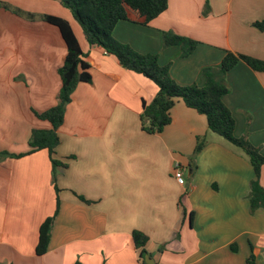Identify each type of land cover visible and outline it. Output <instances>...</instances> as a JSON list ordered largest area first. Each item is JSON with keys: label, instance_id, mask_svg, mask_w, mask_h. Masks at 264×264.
<instances>
[{"label": "crops", "instance_id": "obj_1", "mask_svg": "<svg viewBox=\"0 0 264 264\" xmlns=\"http://www.w3.org/2000/svg\"><path fill=\"white\" fill-rule=\"evenodd\" d=\"M0 3V264H143L136 231L149 238L153 264H264V209L251 212L255 172L241 149L213 135L207 118L183 101L163 132L146 133L141 116L159 91L155 83L91 47L59 2ZM44 15L71 24L92 77L66 107L54 158L67 167L56 168V183L49 152L31 153L29 145L34 130L52 129L36 114L57 105L67 55L59 29ZM263 20L264 0H169L149 26L122 21L113 37L157 55L179 85L204 87L202 71L220 67L227 52L264 61V32L253 26ZM163 32L199 45L182 58L181 48L163 47ZM227 85L223 101L235 118V137H246L264 156V72L239 62ZM199 139L206 145L195 154ZM177 165L184 185L175 178ZM58 200L48 250L39 256L40 228Z\"/></svg>", "mask_w": 264, "mask_h": 264}, {"label": "trees", "instance_id": "obj_2", "mask_svg": "<svg viewBox=\"0 0 264 264\" xmlns=\"http://www.w3.org/2000/svg\"><path fill=\"white\" fill-rule=\"evenodd\" d=\"M68 9L74 19L81 26L85 39L91 47L101 48L107 54L115 57L119 64L139 75L151 80L159 91L154 100L144 105L141 116L142 129L148 134H159L172 123L171 111L178 101L197 111L207 118L209 129L224 138L233 146L241 149L249 158L254 168L255 179L250 185V209L254 213L264 209V187L260 183L261 169L264 166V156L255 148L246 137H235L236 121L231 110L225 105L223 98L229 93L227 75L239 62H244L256 72H264V61L241 54L227 52L221 66L218 68H205L202 76L206 83L204 87L197 84L190 86L179 85L170 74V66L159 65L157 55H143L122 44L113 37V31L119 22H128L141 26H149L151 22L165 13L169 7V0H54ZM5 6L0 3V10ZM209 10L205 8V14ZM24 15L21 11H14ZM35 19L33 15H27ZM42 20L56 26L67 46V55L63 66L59 69L62 87L57 97V105L36 116L51 124L50 130H34L29 145L31 153L39 150L49 152L53 167V180L56 183V168L67 167L66 164L54 158L56 149L61 143L59 130L65 122V111L71 102L73 94L81 83H91L90 65L85 60L80 42L74 33L71 24L51 15H44ZM259 31L264 32V20L253 24ZM199 42L177 35L173 32H163V47H179L182 58L191 56L197 49ZM205 139H199L195 154L205 147ZM4 156V155H3ZM21 156V155H20ZM18 156V157H20ZM59 193V190H57ZM82 201L90 203L85 198ZM56 213L48 218L40 228L39 241L36 248L37 255L46 254L51 240V233ZM134 242L140 251L139 258L146 263V247L149 238L141 233L134 232ZM253 264V261L250 262Z\"/></svg>", "mask_w": 264, "mask_h": 264}, {"label": "built area", "instance_id": "obj_3", "mask_svg": "<svg viewBox=\"0 0 264 264\" xmlns=\"http://www.w3.org/2000/svg\"><path fill=\"white\" fill-rule=\"evenodd\" d=\"M174 175H175L177 182L180 185H184V183H185L184 172L182 171V169L179 165L176 166Z\"/></svg>", "mask_w": 264, "mask_h": 264}, {"label": "water", "instance_id": "obj_4", "mask_svg": "<svg viewBox=\"0 0 264 264\" xmlns=\"http://www.w3.org/2000/svg\"><path fill=\"white\" fill-rule=\"evenodd\" d=\"M145 259H146L147 264H153V263H151L152 259H150L149 256H146Z\"/></svg>", "mask_w": 264, "mask_h": 264}, {"label": "rangeland", "instance_id": "obj_5", "mask_svg": "<svg viewBox=\"0 0 264 264\" xmlns=\"http://www.w3.org/2000/svg\"><path fill=\"white\" fill-rule=\"evenodd\" d=\"M262 73V72H261ZM213 135H216V134H213ZM217 136V135H216ZM220 139V138H219ZM223 139V141H226L227 142V140H225L224 138H222ZM205 145H206V143H205ZM57 176H58V174H57Z\"/></svg>", "mask_w": 264, "mask_h": 264}]
</instances>
